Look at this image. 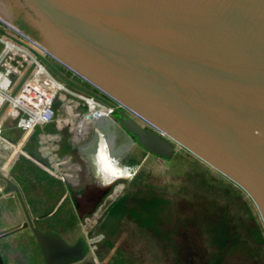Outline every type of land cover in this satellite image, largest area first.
Here are the masks:
<instances>
[{"label": "water", "instance_id": "obj_1", "mask_svg": "<svg viewBox=\"0 0 264 264\" xmlns=\"http://www.w3.org/2000/svg\"><path fill=\"white\" fill-rule=\"evenodd\" d=\"M1 6L14 9L13 19L69 76L83 75L156 129L120 110L115 117L87 113L88 121L117 130L124 149L142 147L162 159L187 150L241 188L264 223V0H0ZM12 128L16 145L24 131L15 122ZM110 189L108 182L102 193ZM24 213L26 220L5 232L29 229L45 264H80L91 252L85 236L68 242L39 229L49 215Z\"/></svg>", "mask_w": 264, "mask_h": 264}, {"label": "rangeland", "instance_id": "obj_2", "mask_svg": "<svg viewBox=\"0 0 264 264\" xmlns=\"http://www.w3.org/2000/svg\"><path fill=\"white\" fill-rule=\"evenodd\" d=\"M1 7L4 17L13 20L14 9ZM75 80L91 88L80 78ZM65 95L67 102L59 110L75 111L81 102ZM14 121L15 117L5 124L10 128ZM79 126L87 136L88 124ZM14 134L12 140L17 138ZM42 139L36 133L33 141L41 144ZM192 159L181 154L167 162L150 158L97 221L96 211L74 214L70 209L45 226L64 234L68 242L83 235L89 238L91 252L80 264H264V223L255 203L217 170ZM90 177L82 175L85 181ZM109 193L101 202L114 192ZM89 221L93 224L88 227ZM145 234L165 245L134 244ZM29 240L23 248L12 247L4 254L33 264L39 252L32 234Z\"/></svg>", "mask_w": 264, "mask_h": 264}, {"label": "crops", "instance_id": "obj_3", "mask_svg": "<svg viewBox=\"0 0 264 264\" xmlns=\"http://www.w3.org/2000/svg\"><path fill=\"white\" fill-rule=\"evenodd\" d=\"M2 14L5 15L4 12ZM58 68L67 76L66 70ZM64 104V101L58 100L55 119L47 125L35 128L16 145H13L14 140L11 139V135L14 136L17 130L9 128L8 124L3 126V137L0 138V171H3L5 179L0 178V233L4 234L0 237V245L3 247L0 256L5 264L28 263L23 258L14 260L13 255L8 257L3 252V250L10 251L12 247L23 248L31 241L29 235L32 233L27 228L11 233L5 232L26 220L24 208L33 219L41 215H49L39 220L37 226L42 230L57 232L45 226L55 215L65 214L70 209L74 214L94 213L101 206L102 198L107 193L114 192L109 197L110 200L121 197L125 183L133 182L140 166H144L150 158L158 162H167L181 154L193 161V155L183 148H178L170 159H162L142 147L124 149L121 145L123 137L117 130L108 126L104 132L98 129L94 122L86 120L79 111H71L67 108L59 110V106ZM81 121L88 124L87 136L80 129ZM36 133L43 135L42 145L33 141ZM20 147L24 148L26 154L35 158L20 153ZM15 153L17 155L12 158ZM115 156L123 159L119 165L117 164L123 170L118 166V168L114 166V169L105 166V161ZM56 171L61 172L62 176L56 175ZM84 173L91 176L87 181L82 179ZM94 173L98 176H94ZM108 182H111V189L103 194V185ZM57 233L64 236L61 232ZM134 244L159 246L161 242L156 237L145 234ZM36 246L39 257L37 256L33 264H45L37 242ZM83 264L89 262L85 261Z\"/></svg>", "mask_w": 264, "mask_h": 264}, {"label": "built area", "instance_id": "obj_4", "mask_svg": "<svg viewBox=\"0 0 264 264\" xmlns=\"http://www.w3.org/2000/svg\"><path fill=\"white\" fill-rule=\"evenodd\" d=\"M53 67L58 70L61 67L69 76L68 70L52 53L0 13V138L5 122L14 117V122L24 131V137L35 128L51 123L56 116V102L66 103V93L81 102L75 111H82L84 117L87 113L95 117L113 116L120 110L141 125L156 129L138 112L83 75L70 73L69 78L89 93L66 83ZM76 78L91 88L77 82ZM55 174L62 176L58 171ZM88 242L91 246L90 240Z\"/></svg>", "mask_w": 264, "mask_h": 264}, {"label": "flooded vegetation", "instance_id": "obj_5", "mask_svg": "<svg viewBox=\"0 0 264 264\" xmlns=\"http://www.w3.org/2000/svg\"><path fill=\"white\" fill-rule=\"evenodd\" d=\"M13 21V23L16 25V26H18L23 32H25V33H27V34H30L31 36H33L34 38H37V36L35 35V33L34 32H32L30 29H28L27 27H25V25H23V23H20L19 22V19L18 18H15V19H13L12 20ZM29 22V21H28ZM28 24H30V25H32L30 22L28 23ZM29 25V26H30ZM123 159H121L119 156H115L114 158H109L107 161H105L106 162V166L109 168V169H114V166H118L120 163H121V161H122ZM118 164V165H117ZM119 168H121V170H123V168L121 167V166H118ZM117 167V168H118ZM107 168V169H108ZM125 169V168H124ZM94 176H98L96 173H94L93 174ZM108 197V196H107ZM107 197H105L104 199V201L102 202V204H101V206L99 207V208H97L96 209V214H95V217L98 215V217L96 218V221L101 217V215L103 214V212H104V210H106V209H108V207L112 204V202H113V200H110L111 198H107ZM110 200V202H107V200ZM91 222H92V224H93V221H89L88 222V227L91 225ZM95 223V222H94ZM87 227V228H88ZM84 236V235H83ZM86 237V236H85ZM87 238V237H86ZM88 239V241H89V238H87Z\"/></svg>", "mask_w": 264, "mask_h": 264}, {"label": "trees", "instance_id": "obj_6", "mask_svg": "<svg viewBox=\"0 0 264 264\" xmlns=\"http://www.w3.org/2000/svg\"><path fill=\"white\" fill-rule=\"evenodd\" d=\"M162 245H165V244H161V246H162ZM163 255H164V253H163ZM163 255H162V256H163ZM165 257H167V256H164V258H165ZM158 258H159V257H158ZM164 258L162 259V262H163V263H164V261H165ZM159 259H160V258H159ZM207 263H208V262H207ZM207 263L204 262V264H207Z\"/></svg>", "mask_w": 264, "mask_h": 264}, {"label": "bare ground", "instance_id": "obj_7", "mask_svg": "<svg viewBox=\"0 0 264 264\" xmlns=\"http://www.w3.org/2000/svg\"><path fill=\"white\" fill-rule=\"evenodd\" d=\"M73 117V116H72ZM74 123V122H73ZM80 123H87V122H85V121H81Z\"/></svg>", "mask_w": 264, "mask_h": 264}]
</instances>
